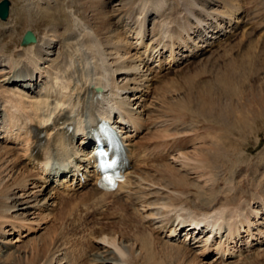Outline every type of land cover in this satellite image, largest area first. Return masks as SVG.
I'll use <instances>...</instances> for the list:
<instances>
[{
  "label": "bare ground",
  "instance_id": "1",
  "mask_svg": "<svg viewBox=\"0 0 264 264\" xmlns=\"http://www.w3.org/2000/svg\"><path fill=\"white\" fill-rule=\"evenodd\" d=\"M170 1L131 0L123 9L118 8L113 12L97 3L87 13V19L70 13L73 25L61 41L60 61L51 62L48 59L53 52L51 45L55 36L52 34H47L46 41L42 43L36 40L21 44L13 39L12 34L3 35L14 41L15 49L6 58L7 70L0 72V134L4 133L1 138L6 143H16L19 147L12 149V145H9L11 148L0 146V264H6V260L13 261V264H61L66 257L59 255L62 243L59 244V240L54 238L57 233L50 236V240L34 241L32 249L37 258L30 263L28 251H21L19 246L12 244L21 241L20 236H27L22 231H35L36 227L53 220L56 213L57 219L63 217L70 206L76 204L77 198L73 200L74 203L71 201L80 193L89 196L94 212L97 209L104 212V207L110 203L129 208L125 210L128 212L127 220L112 210L110 213L113 215L110 216L117 219L114 223L124 222L127 228H130L129 225L134 226L137 235V239H133L131 237L134 236L129 234L131 230L119 228L121 231L118 237L112 239L104 233L100 237V230L96 231L93 235L103 242V249L100 251L98 248L99 251L93 252L92 257L90 254L91 264H139L140 260H149L155 256L152 247L157 243L155 238L160 235L168 239L170 245L164 243L163 247L170 255H174L176 264H195L196 261L197 264H236L241 258L233 260V257L239 258L240 255L248 258L254 254H259V264H264V249L258 253L251 252L256 245L260 247L264 244V193L257 191L256 195L255 191L254 197L250 199L240 197L238 185L232 182L224 188L235 193L225 195L224 206L203 205L207 208L199 210L205 212L198 213L190 210L192 205L189 204L190 208H181L187 214L182 213L180 209L173 208L185 202L183 199L188 194L186 189L191 184L181 169L163 161L173 156L177 149L179 151V147L182 148L180 143H187V135L184 136L187 133L177 129L171 131V127L184 125L189 120L197 123L202 121L204 124L206 120L207 125H210L207 128L216 129L214 140L202 149L197 162H189V158L182 164L185 170L197 173L196 178L203 179L205 185H208L214 177V159L221 157L222 148L227 147L224 141H218L219 134L227 138L231 132L253 131L264 123V39H261L264 38V7L261 8L262 13L259 11V14L254 15L252 11L247 12L249 10L245 7L255 6L252 3L256 0L251 3L247 0L252 4L249 6H245V0H173L172 4ZM215 3H220L222 9L217 7L209 11L208 7ZM259 5L254 9H258ZM247 15L250 18L246 19ZM152 19V35L149 36L147 21ZM224 24H227L226 30ZM222 31L224 35L232 34L225 38L231 40L230 47L219 44L221 46L218 48L222 49L217 52V56L221 60L213 58L210 63L212 67L206 63L197 68L196 76L185 75L189 80V88L183 94L179 92L170 97L168 89L157 95L160 105L151 101L147 103V98L154 97L151 94L156 84L153 85L155 77L153 79L152 73L173 71L179 64L188 61V58L202 56L207 48L218 46L216 40ZM239 35L240 39L235 41ZM130 36H134L135 43L129 41ZM3 48L11 50L13 45L7 44ZM152 59L156 61L155 67H150ZM122 74L139 77L134 78V84L130 83L132 79L121 84L117 76ZM207 75H211V78L202 81L196 79ZM163 84L161 88L165 87ZM98 87L102 89L99 91ZM174 91L176 93L177 90ZM136 104H139L138 107H135ZM99 118L110 121L114 119L137 155L126 179L114 191L102 190L98 186L99 177L94 174L93 166L88 164L90 154L81 147ZM159 122L164 127L156 128ZM225 125L227 128H223ZM226 129H229L228 133ZM203 130L205 132L204 126ZM42 133L45 136L39 138ZM200 138L191 139L194 141ZM257 138L259 142L263 141ZM78 139L82 141L77 143ZM179 153L175 159H186L188 153ZM77 177L82 181L70 187ZM155 189L164 190L159 192ZM210 189H213L212 186ZM155 195L167 200L158 202L155 199L152 203L144 204ZM153 205L160 207L161 219L155 217L153 211H150L152 214L147 212ZM109 207L106 208L108 213ZM19 210L22 212L13 215ZM135 210L146 213L145 222L150 223L144 226L150 232L143 227L139 229L142 225L138 224L140 220ZM30 214H36L37 218L31 219ZM129 218L138 221V226L129 224ZM51 227L49 229L54 228ZM198 228L202 231L198 232ZM182 233L184 238L180 240ZM11 234L18 235L15 241H4ZM199 235H203L201 239ZM192 239L195 243L199 242L195 245L196 251L187 246V241ZM178 242L182 245H178ZM88 243L85 245H90ZM54 248L57 252L52 257ZM213 254L215 259L207 262ZM44 259L46 261L42 262Z\"/></svg>",
  "mask_w": 264,
  "mask_h": 264
},
{
  "label": "rangeland",
  "instance_id": "2",
  "mask_svg": "<svg viewBox=\"0 0 264 264\" xmlns=\"http://www.w3.org/2000/svg\"><path fill=\"white\" fill-rule=\"evenodd\" d=\"M1 1L2 0H0V2ZM9 1H10L9 17L6 20H3V19L0 18V59H1V61H0V72H3V71L7 70L6 69V67H7L6 63H8V62H6L7 61L6 58H8L9 54L11 52H13L14 49H15L14 48L15 47L14 46V41L12 39H10V38H5L4 37L5 35L8 36L9 34H12L13 35V39H16L18 41V44H21V42H22V40L24 38V35H25V33L28 30L32 31L35 34V36L37 37V40H40L41 43L46 41L45 39L47 38L46 37L47 34H52L53 36H55V39L53 40V44L51 45V47H52L51 50L53 52L50 53L48 59H50L49 61H51V62L60 61V59H61L60 56H61V52H62V48H61V44L62 43H61V41L68 34L69 28H71L72 25H73V21H72L73 17H71L70 13H73V14L77 15V17H80L82 19H87L86 18L87 13H89L90 9L93 6H95L97 3H99V4L103 5V6L105 5V7H106V9L108 11L111 10L110 12H113L114 10L115 11L118 10V8H122L123 9L125 7V5L127 3L129 4V2L131 0H9ZM245 1H246V3H248L247 0H245ZM250 1H253V0H249V2ZM259 1H261V0H259ZM259 1H257V0L253 1L252 4L255 5V6H252V7L249 6V5H252V4H250L251 2L248 3L247 5L245 3V6H249L250 7V8L249 7H245L246 10L247 9L249 10L247 12L251 13V11H252L254 13V15L259 14V11L261 12V8L263 9V7H264V2H263L264 0L261 1V2H259ZM170 2L172 4L173 0H171ZM257 2L259 4L261 3V5H259ZM256 4L259 5L260 7L259 8L257 7L258 9L255 10L254 8H256V6H257ZM122 5H124V6L122 7ZM217 7L222 9V7H220V3H215V5L212 4L211 7H208V8H209V11L212 12V11L216 10ZM175 8L178 9L179 5L177 7H175ZM210 8H211V10H210ZM245 18L246 19L250 18V15H247V17H245ZM246 19H244V21H246ZM255 20H257V19H255ZM153 23H154L153 19L149 20V22L147 21V29H149V36L152 33ZM256 24H258V22ZM225 26H226V24H224V27ZM227 28L231 29V27H227ZM229 34H232V33H228V35H226V37L229 36ZM226 37L220 38L221 40L218 38L216 40L217 41L216 45H218V46H216V47L213 46V48H211V49L207 48L208 50L206 49L205 53L202 56L188 58V61H185V62L179 64L177 66V69H175L173 71H167V72L164 71V73L160 72V73H157V74L155 73L156 75L154 73H152L151 75L152 76L154 75L153 79L155 77V79H154L155 82L156 81H158V82H156V83L154 82L153 85H155V84L157 85V86L156 85L154 86L153 93L151 94L154 97L147 98L148 99L147 103H149L151 101V102H153V104L155 103L156 105L157 104L160 105L159 104L160 100H158L156 97H157V95H160L161 93H163L164 91H166L168 89H169L168 91H169L170 97H172V96L174 97V95L179 93V92L183 94V91H186L189 88V80H187L185 78L186 77L185 75L196 76L195 73L198 72L197 68L199 69L203 65L205 66L206 63L209 64V67H212L210 63L213 62L212 61L213 58H215L214 60H216V58L218 57L217 56V52L221 51V49H222V47L221 48H218V47L221 46V45L227 46V45H229V43L231 41L229 39L226 40L225 39ZM239 39H240V35L237 37V39L235 38V41H238ZM261 39H264V38H261ZM127 41H126V43H127ZM129 41L135 43L136 40H135V38H132V36H130ZM232 43H235V42L233 41ZM7 44L13 45V49L6 51L3 47L5 45H7ZM219 44H221V45H219ZM132 47H134V46H132ZM228 47H230V45ZM132 51H133V53L135 52V50H132ZM43 55H44V53H43ZM218 58L221 60L220 57H218ZM155 64H156V61H154V59L151 60L150 67H154ZM128 75H129L128 77L123 75V74L117 76V77H119L118 78L119 82L122 84L124 82L125 83L129 82L132 79V81L130 83L134 84V81H133L134 78L139 77L138 75H134V74H132V75L128 74ZM210 76L211 75H207V77L201 76V77H197L196 79H197V81L198 80L202 81L203 79L204 80L210 79L211 78ZM163 79H165V80H163ZM159 81H160V83H159ZM162 83L165 84V85L163 84V87L165 86L164 88H161L162 87ZM160 84H161V86H160ZM36 89H37V87H36ZM175 89L177 90L176 93L174 91ZM151 99L154 100V101H152ZM133 102H135V101H133ZM138 105L139 104H136L135 107H138ZM138 110H139V108H138ZM156 117H160V116L156 115ZM209 119H213V117H209ZM204 124H203L202 121H201V123H197L196 121L189 120V122L184 124V125L180 124L177 127H171V131H175L177 129L179 131H184V132L187 133V134H184V136L187 135V137H186V142L187 143H185L183 145H182V143H180L182 148L179 147V151L181 153H183V152L184 153H188V155L186 156V159H184V157L180 158V159H175V157L179 156V154H180L178 149H177V151L173 152L174 155L171 156L169 159H167V160L163 159V161H165L167 163L169 162L168 164L172 165L173 167L181 169V171L186 175L188 182L191 184V186L186 189V190H188V194L186 193L187 197H185L183 199L185 202H180V203H178V208H173V210H177V209L179 210L180 209V211L182 213H186L185 210L187 208H190V205H192L190 210H192L194 212H198V213L199 212H201V213L205 212V211L199 210V208L200 209H205V208L208 207L207 205L210 206V204L216 205V207L217 206H219V207L224 206L223 202L226 199L225 195H230L231 196L232 194L235 193V192L234 193L233 192H228L225 189L226 185L228 183L232 184V182L234 184L238 185V189L240 190V193H239L240 197L244 196V197H247V198L250 199L251 197L252 198L254 197L255 191H256V195H258L257 191H259L261 193H264V123L261 126H259L258 128H255L253 131L249 130L250 132L249 131L238 132V133L236 132L235 134L233 132H231V133H229V136L227 137L228 139L227 138H223L222 134L221 135L219 134L218 141H221V142L224 141L225 142V146L227 145V147L222 148L223 151H222V156L221 157L217 158V160L214 159L215 160V165H214L215 168H213V170L215 171L214 174H213L214 177H212V174L210 175V177H212L213 179L208 182L209 183L208 185H205L203 179L199 180V178H196V174L197 173L188 171L187 169L185 170V167L182 164L184 161H188L189 158H190L189 162H192V163H194L193 161L197 162L196 160L199 159L202 149H204L205 146L209 145L214 140L213 139V135H214V132L216 131V129H214L213 127L207 128L210 125H207L206 120H205ZM259 124H260V122H259ZM163 125L164 124L162 122H159V124L157 125L156 128L164 127ZM202 125L204 126L205 132L203 130V126ZM198 128H199V130L196 131ZM223 128H227L226 125H225V127L223 126ZM228 130L229 129H226L225 131H227V133H228L229 132ZM201 133H203L204 135L202 136ZM199 136H201V138L199 140L195 139L193 141L194 138L199 137ZM257 137H259L263 141L259 142ZM191 138H193V139H191ZM240 141H242V143ZM1 145L2 146L3 145H7L8 147H10L9 145H12L11 146L12 149H14V148L17 149V147H19L18 146L19 144L10 143V142L6 143L5 141L1 140V138H0V146ZM173 159H174V161H173ZM154 172L155 171H153L152 173H154ZM210 186H212L213 189H210ZM161 188H163V187H161ZM33 189L36 190L37 188H33ZM155 190H158V189H155ZM163 190L164 189H159L158 191L159 192H163ZM11 192H12V190H11ZM150 193H151V191H150ZM164 194H166V192ZM79 195L74 197V199H72L73 197L71 198L72 199V201H71L72 203H74L75 198L78 199V200L76 199L78 202L75 201L76 204L74 203L73 205L70 206V210H68L65 213L66 216L65 215L63 217L60 216L59 218H61V219L58 218L59 219L58 220L56 218V217H58L57 213H56V215H54L55 218L53 217V220L55 219L54 221L52 219H50V221L48 220L49 221L48 223L45 222V223L42 224L41 227H36L35 231H33V232L32 231H28L29 232L28 233L27 231H24V232L22 231V234L25 233V235H27V236H20L19 239L22 238L21 241L14 242L12 244L14 246H16V245L19 246L18 248H20L21 251L22 250H27L28 251L29 263L31 261H33L34 258H37V254L32 249V246H33L32 244H34V241H36V239H37V241H40L42 239L43 240H47V239L50 240V236H52L53 234H56V233H57V235H55L56 237H54V238H57L59 240V244L62 243L61 244V251L59 252V255H60V257H63V258L66 257L65 259H63L64 261H62V263H65V264H78V263L79 264H85V263L86 264L87 263L91 264L92 263L90 261V259L92 257L93 252L95 253V251H97V250L99 251V249L101 251L103 249L102 246H101L103 242L100 241V238L97 239V237L93 235V233H95L96 231H99V230L101 231V232L99 231L100 237H101V235L103 236V233H104L105 236L107 235L108 237H111L112 239H114L115 236H117V234L119 235V230L122 229V228L123 229L125 228L128 231L131 230L129 232V234H130V236L131 235L134 236V237H131V238H133V239L136 238L135 237L136 233H134V229H133L134 226L132 227L131 225H129L130 228H131L130 229L129 227L127 228V226L125 224H123L124 222H122L120 224L114 223L115 221H117V219L111 217L113 215V213H110V212H112V211L115 212L116 211L115 213H117V215H119V213H120L121 214L120 216H125L126 220H127L128 212L127 213L125 212L127 207L125 208V206L121 205V204L119 206L118 203H112V204L108 203L111 206L110 207H109V205L107 207L105 206L104 207L105 208L104 212L100 211L98 209H97V212H94L93 211L94 210V205H93V202L91 201V199H89V196L88 195L87 196L81 195V193ZM158 195L153 196L150 200H147L144 204L152 203L155 199H156L155 201H158V200L160 201L161 200L160 202H163V201L167 200V198H163L162 199V196L159 199L160 195H159V197H158ZM200 195H202V196H200ZM194 197H198V198H194ZM210 198H212L211 200H213V201H211ZM195 199H197V200L199 199V200L197 201ZM204 201H206V202H204ZM203 203H205V204H203ZM113 204L115 205V207H114ZM141 204H140V207H141ZM112 205H113V207H112ZM155 205H153L151 209H147V212L151 213L150 211H153L152 213H155V215H156L155 217L158 216V219H161L159 217L160 215H159V210H158L160 207L158 208V206H157V208H156ZM157 205L161 206L160 204H157ZM199 205L200 206L202 205V207H199ZM203 205H205L207 207H205ZM81 206H82L83 209L81 208ZM123 206H124V209H123ZM255 206H257V204ZM108 207H109V213H108V210L106 209ZM120 207L122 208V210L120 209ZM260 207H257V208H260ZM181 208L185 209V210H181ZM141 209H142V207H141ZM79 210H80V212H79ZM117 210H119V211H117ZM127 210H130V209L128 208ZM263 210H262V212H264ZM70 211H72V212H70ZM105 211H106V213H105ZM122 211L124 213H121ZM135 211L138 212L137 216H138V220H140V222L135 220L136 221V223H135V221H131V219H133V218H131V219L129 218V220H128V222H130L129 224L134 223V224L137 225V222H138V224L140 223L139 225H142V226L139 227L140 230L143 227L142 229H145L148 232H150L147 229V227H145L146 225H148L150 223V222H145L146 217L144 219V215L146 213H144V211H140V210H135ZM207 211H210V210H207ZM21 212H22V210H19L17 212H14L13 215L19 214ZM92 212H93V214H92ZM74 213H76V214H74ZM156 213H158V214H156ZM73 214H74V217H73ZM81 214H82L83 217L81 216ZM110 214H111V216H110ZM99 216H100V218H99ZM29 217L31 219L37 218L36 214H30ZM67 217H68V219H67ZM142 219H144V220H142ZM77 220H79V221H77ZM68 221H69V223H68ZM74 221H77V222L73 223ZM97 221H98V223H97ZM52 222L57 223V224L54 226L53 225L54 223H52ZM59 222H60V224H59ZM63 222H64V224H63ZM71 222H72V224H71ZM112 222H113V224H112ZM49 223H51V224H49ZM104 223H106V224H104ZM109 223H111V224H109ZM114 224H118V225H114ZM121 224H123V225H121ZM45 225H46L47 228L45 227ZM48 225H50V226H48ZM62 225H64V226H62ZM103 225H106V226L103 227ZM124 225H125V227H124ZM58 226L61 227V228H59ZM69 226L73 227V229L70 228ZM93 226H95V227H93ZM116 226H118V227H116ZM119 226H121V227H119ZM50 227L51 228L54 227V228L53 229H49ZM87 227H89V228L91 227L93 229H91V228L89 229ZM98 227H99V229H98ZM56 228H57V232H55ZM62 228H64V229H62ZM84 228H85L86 231L84 230ZM110 228L111 229L113 228L115 232L113 231V229L111 230ZM115 229L117 230L118 233L116 232ZM51 230H53L54 232H51ZM45 231H46V233H45ZM69 231H71V232H69ZM72 231H74V234L76 236L72 235L73 234ZM77 231L80 232V233H78ZM102 231H106V232L109 231L110 232V236L108 235L109 232L106 233V232H102ZM66 232H68V233H66ZM88 232H91L92 234L88 233ZM113 232H114V234H113ZM37 234H39V236ZM17 236H18L17 234L7 235V238L4 239V241H6L8 239H12V241H15L14 238H17ZM89 237H91V238L88 240L87 238H89ZM201 237H202V235L201 236L199 235V239H201ZM81 238L83 239V241L81 240ZM183 238L184 237L181 236L180 240H183ZM155 239H156L155 241L157 243L155 245H153V247H152V250H153L155 256L150 258L149 260H146V261H141L140 260L139 264H176L175 261H174V258H173L174 255H170V253L166 252L165 251L166 249L164 248L165 247L164 243H167L168 239L164 238V237H161V235H160V237H156ZM81 242L82 243L84 242V243L82 244ZM78 243H80V244H78ZM85 243H88L90 245L92 244V246L88 247L90 245H87V244L85 245ZM180 243L181 242H178L177 244L178 245H182V243L181 244ZM198 243H195V240H193V239L192 240H188L187 241V246L188 247L190 246L189 248H193V250L196 251L197 248H196L195 245H198ZM73 244H74V246H73ZM93 244H94V247H93ZM80 245H82L81 248L83 247L84 250L79 247ZM163 245H164V247H163ZM167 245H170V244L167 243ZM92 247H93V249H92ZM113 248H114V246H113ZM90 249H92V251H87V250H90ZM263 249H264V244L262 246H260V247H258V245H256L255 248L251 252L258 253V252H262ZM56 252H57V250L54 248L53 252H52V257L55 255ZM90 254H91V257H90ZM254 255H256V256H254ZM254 255H253L254 257L253 256H248V258H243L242 256L240 257V255H239V258H238V256H235V257H233V260H237V259L241 258L240 260H238L236 262V264H259V263H261V261H259L261 259L260 255L259 254H254ZM214 257H215L214 254L211 255L208 258L207 262H209V261L212 262L213 259H215ZM255 257H257V258H255ZM254 258H255V260H253ZM44 261H46V259L42 260V262H44ZM86 261H88V262H86ZM5 262H6V264H13V261H9V260H6ZM25 264H28V263H25ZM31 264H33V262ZM44 264H48V262H46V263L44 262ZM50 264H52V263H50ZM129 264H130V262H129ZM131 264H135V263L131 262ZM195 264H197V261H196Z\"/></svg>",
  "mask_w": 264,
  "mask_h": 264
},
{
  "label": "water",
  "instance_id": "3",
  "mask_svg": "<svg viewBox=\"0 0 264 264\" xmlns=\"http://www.w3.org/2000/svg\"><path fill=\"white\" fill-rule=\"evenodd\" d=\"M9 0H3L0 2V17L6 19L9 14ZM36 37L32 31H28L24 37V43L34 42Z\"/></svg>",
  "mask_w": 264,
  "mask_h": 264
}]
</instances>
